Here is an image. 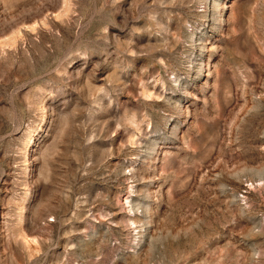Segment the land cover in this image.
<instances>
[{
	"label": "rangeland",
	"instance_id": "1",
	"mask_svg": "<svg viewBox=\"0 0 264 264\" xmlns=\"http://www.w3.org/2000/svg\"><path fill=\"white\" fill-rule=\"evenodd\" d=\"M0 264H264V0H0Z\"/></svg>",
	"mask_w": 264,
	"mask_h": 264
}]
</instances>
